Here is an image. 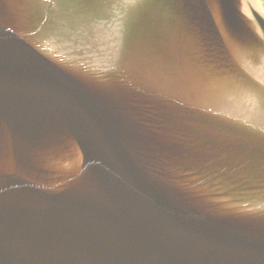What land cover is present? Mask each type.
<instances>
[{"label": "water", "instance_id": "1", "mask_svg": "<svg viewBox=\"0 0 264 264\" xmlns=\"http://www.w3.org/2000/svg\"><path fill=\"white\" fill-rule=\"evenodd\" d=\"M0 264H264L261 0H0Z\"/></svg>", "mask_w": 264, "mask_h": 264}, {"label": "flooded vegetation", "instance_id": "2", "mask_svg": "<svg viewBox=\"0 0 264 264\" xmlns=\"http://www.w3.org/2000/svg\"><path fill=\"white\" fill-rule=\"evenodd\" d=\"M264 1V0H263ZM263 5H264V3H263Z\"/></svg>", "mask_w": 264, "mask_h": 264}]
</instances>
